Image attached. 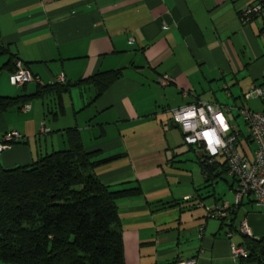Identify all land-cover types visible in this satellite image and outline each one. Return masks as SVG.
Masks as SVG:
<instances>
[{
    "label": "crops",
    "instance_id": "1",
    "mask_svg": "<svg viewBox=\"0 0 264 264\" xmlns=\"http://www.w3.org/2000/svg\"><path fill=\"white\" fill-rule=\"evenodd\" d=\"M256 1L0 0V49L6 50L0 54V97L34 95L60 75L70 85L27 100V111L15 105L0 112V141L12 132L20 137L0 153V168L27 166L67 149V130L74 129L84 151L94 153L102 185L141 189V196L117 202L124 264H256L235 259L231 247L244 241L242 223L247 237L264 236V210L243 200L224 222L234 219L231 231L207 217L205 207L234 203L237 183L217 172L207 179L202 152L186 145L171 124L172 110L196 102L237 116L239 109L261 110L258 99L244 96L264 84V22L239 19ZM17 61L35 81L10 84ZM117 70L120 78L91 102L95 90L87 81ZM164 76L167 86L159 82ZM75 90L81 92L74 100ZM237 130L239 152L252 159L246 131ZM160 202L175 206L157 210Z\"/></svg>",
    "mask_w": 264,
    "mask_h": 264
},
{
    "label": "trees",
    "instance_id": "2",
    "mask_svg": "<svg viewBox=\"0 0 264 264\" xmlns=\"http://www.w3.org/2000/svg\"><path fill=\"white\" fill-rule=\"evenodd\" d=\"M242 13L239 19L243 23ZM5 52L0 49V54ZM121 75L117 70L92 76L87 81L95 90L91 102ZM69 86L67 81L50 82L28 97H0V112L15 105L22 108L30 99L66 92ZM67 137L69 146L65 150L41 156L27 166L0 168V263L124 264L117 202L141 196V189L138 184L121 188L102 185L94 172V153L84 151L76 130L68 129ZM203 157L201 170L207 179L214 172L217 177L227 175V164L218 161L220 156L210 164ZM173 206V202H160L157 210ZM236 208L232 207L226 218L218 219L229 231L234 219L229 224L224 222ZM243 240L241 246L248 257L240 261L264 264V236L253 239L244 235Z\"/></svg>",
    "mask_w": 264,
    "mask_h": 264
},
{
    "label": "built area",
    "instance_id": "3",
    "mask_svg": "<svg viewBox=\"0 0 264 264\" xmlns=\"http://www.w3.org/2000/svg\"><path fill=\"white\" fill-rule=\"evenodd\" d=\"M256 18L264 22V5L259 2L246 7L241 15L243 23ZM35 80L32 73L20 61L15 62L14 71L9 75L12 86L20 87ZM65 81L64 76L60 75L51 83ZM159 82L161 86L169 85L167 76ZM187 95L188 93H183L184 97ZM244 98L258 99L261 103L260 111L239 109L248 139L255 144L252 159L243 156L237 148L239 131L226 119L224 113L228 108L218 104L196 102L172 110L171 124L181 130L183 142L198 148L209 159V164L214 158L224 157L227 175L237 183L233 204L221 202L213 207H205L207 217L210 218H226L229 210L238 207L245 199H251L256 206L264 210V84L251 86ZM28 109V105L21 108L23 112ZM19 138L16 132L6 134L0 141V153L9 148L12 141ZM239 231L246 236L251 235L244 223L241 224ZM231 254L235 259L248 257V252L242 246H232ZM180 264H195V260H186Z\"/></svg>",
    "mask_w": 264,
    "mask_h": 264
},
{
    "label": "rangeland",
    "instance_id": "4",
    "mask_svg": "<svg viewBox=\"0 0 264 264\" xmlns=\"http://www.w3.org/2000/svg\"><path fill=\"white\" fill-rule=\"evenodd\" d=\"M80 92L81 91H77V90H75L73 93H74V100L77 98V95H79L80 94ZM84 93V92H83ZM85 94V93H84ZM94 94V93H93ZM87 95H88V93H87ZM245 102V101H244ZM69 111V114H70V109L68 110ZM225 114V116L230 120V122H231V124L232 125H234V127H236L237 129L239 128V129H241L242 131H246V126H245V123H244V120H243V118L241 117V116H237V113L235 112V111H233V112H231V113H224ZM69 116V115H68ZM233 117V118H232ZM235 117V118H234ZM235 119V120H234ZM48 122H50L51 121V118H50V116H48ZM68 120H70V118L68 117ZM185 146V145H184ZM247 148H246V151H247V153L250 155V156H252V153L254 152V150H255V144L254 143H250L249 144V147L248 146H246ZM240 150V149H239ZM193 158H195V154H190ZM224 157H221L220 159H222V160H224L223 159ZM188 165V167H191V164H187ZM194 168H195V165L193 166ZM0 264H3V263H0Z\"/></svg>",
    "mask_w": 264,
    "mask_h": 264
}]
</instances>
